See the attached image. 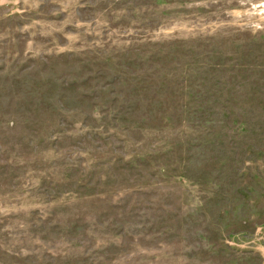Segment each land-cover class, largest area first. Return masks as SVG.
I'll use <instances>...</instances> for the list:
<instances>
[{
    "label": "rangeland",
    "instance_id": "374dc122",
    "mask_svg": "<svg viewBox=\"0 0 264 264\" xmlns=\"http://www.w3.org/2000/svg\"><path fill=\"white\" fill-rule=\"evenodd\" d=\"M0 264H264V0H0Z\"/></svg>",
    "mask_w": 264,
    "mask_h": 264
}]
</instances>
